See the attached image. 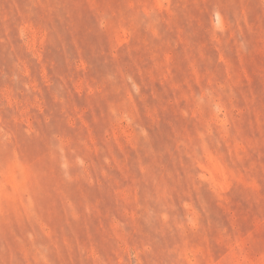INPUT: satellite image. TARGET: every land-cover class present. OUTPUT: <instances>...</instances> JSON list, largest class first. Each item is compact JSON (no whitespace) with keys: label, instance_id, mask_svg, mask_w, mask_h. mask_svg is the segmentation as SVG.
<instances>
[{"label":"rangeland","instance_id":"obj_1","mask_svg":"<svg viewBox=\"0 0 264 264\" xmlns=\"http://www.w3.org/2000/svg\"><path fill=\"white\" fill-rule=\"evenodd\" d=\"M0 264H264V0H0Z\"/></svg>","mask_w":264,"mask_h":264}]
</instances>
